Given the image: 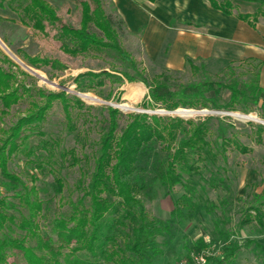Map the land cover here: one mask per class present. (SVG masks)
I'll list each match as a JSON object with an SVG mask.
<instances>
[{
    "label": "rangeland",
    "instance_id": "rangeland-1",
    "mask_svg": "<svg viewBox=\"0 0 264 264\" xmlns=\"http://www.w3.org/2000/svg\"><path fill=\"white\" fill-rule=\"evenodd\" d=\"M46 1L55 10L57 20L38 17L25 24L6 3L0 7V42L4 45L0 44V69L10 75L9 91L16 90L18 97L8 109L0 104V147L9 129L19 119L31 117L15 140L16 149L7 159L6 174L0 173V200L4 202L0 211L18 219L26 211L17 195L24 192L23 186L33 189L35 192L32 194L42 203L36 220L39 234L43 239L51 235L56 240L48 227L54 217L65 211L68 201L76 200L80 195L77 182L84 177V171L86 174L92 167V155L105 126L107 107L118 109L123 114L120 128L126 123V114L130 113L181 116L151 102L147 97L148 88L143 83L122 79L119 72L126 70L125 65L112 51L90 50L73 56L62 50L58 39L60 28L63 25L80 26L82 2L89 4L91 9L96 5L101 7L117 30L120 45L133 57L148 82L163 73L174 84L237 81L241 85L255 82L257 67L246 62L194 60L195 70L186 65L179 70L168 69L162 64V59L143 55L140 43L126 32L112 0ZM262 10L263 14L264 6ZM262 14L259 16L263 17ZM32 57L48 59L50 63L40 62L35 68L28 61ZM89 72L98 76L85 75ZM58 93H64L67 99L70 125L64 117L63 102L60 99L48 100L50 94ZM75 98L80 103H76ZM123 104L128 108H123ZM44 107L47 108L43 111ZM182 109L197 112L185 119L198 121L210 117L208 123L212 132L223 129L226 137L248 148V152L242 153L233 143L227 144L225 162L221 157L216 162L219 169L207 163L201 175L184 176L191 183L188 187L191 204L197 205L195 216L181 221L171 220L170 231L157 237L158 253L151 257L150 264H178L187 260L195 255L194 248L199 240L206 247L215 249L216 255H223L226 248H236L228 264H264V255L253 244L264 243V217L260 224L254 219L255 210H251V207H256L264 213V144L254 141L257 128L264 127V105L259 103L250 113ZM228 113L252 115L254 118L241 120ZM214 171L218 187L211 188L205 180ZM57 179L63 184L60 192ZM186 190L188 192V188L181 185L166 190L149 174L147 190L141 200L149 216L167 220L174 206L191 213L192 206L180 200ZM246 217L251 221L239 226ZM5 225L9 236L21 237L22 231L15 224L7 220ZM34 244L35 241L29 237L26 245ZM5 264L27 262L21 251L11 249L7 251Z\"/></svg>",
    "mask_w": 264,
    "mask_h": 264
},
{
    "label": "trees",
    "instance_id": "trees-1",
    "mask_svg": "<svg viewBox=\"0 0 264 264\" xmlns=\"http://www.w3.org/2000/svg\"><path fill=\"white\" fill-rule=\"evenodd\" d=\"M208 1L215 9L235 14L243 20L255 19L262 14L264 6V0H258L259 8L249 14L240 13L234 0ZM5 3L19 15L21 23L27 24L38 17L58 18L55 10L44 0H0V7ZM81 9L78 28L66 25L60 28L58 39L62 50L73 56L90 50L112 51L125 65L126 70L119 72L120 77L146 85L147 97L155 105L170 111L182 107L243 113H250L259 103L264 105V89L258 84L257 71L255 82L241 85L237 81L174 84L163 73L148 82L133 57L120 45L118 32L101 7L96 5L91 9L89 4L82 2ZM28 61L35 68L40 62L50 63L48 59L38 57L28 58ZM193 62L187 58L185 65L195 70ZM85 75L98 76L91 72ZM9 78L10 75L0 69V104L4 109H8L18 98L16 90L9 91ZM52 99L63 102L64 117L70 125L71 113L65 94H50L48 100ZM75 101L80 103L77 98ZM106 112L105 126L92 155V167L86 174L84 171V177L77 182L80 195L76 200L68 201L65 211L54 217L48 227L56 240L51 235H46L44 239L40 236L36 220L42 203L32 194L35 192L33 189L23 186L24 192L17 196H20L26 212L16 219L0 211V264H5L7 251L11 249L21 251L27 264H150L151 257L158 253L157 237L170 231L171 220L181 221L195 216L197 205L191 204L188 187L191 183L184 176L201 175L207 163L219 169L220 165L216 162L218 157L225 162L227 144L233 143L240 152H248V148L226 137L223 129L212 132L208 123L210 117L194 121L176 116L130 113L126 114V123L120 128L123 114L112 107H107ZM30 121L31 117L21 118L9 129L0 147L1 174L7 172V159L16 149L15 140L22 126ZM257 131L254 141L264 144V127H258ZM216 171L205 180L211 188L218 187L213 177L217 175ZM149 174L159 180L166 190L176 185L188 188L180 200L192 206L191 213L174 206L167 220L149 216L141 200L147 190ZM56 183L60 192L62 181L57 179ZM3 205L0 200V206ZM251 210H255L254 219L261 224L264 213L256 207H251ZM7 220L22 231L21 237L8 235ZM250 221L246 217L239 222V226ZM29 237L35 241L34 245H26ZM253 244L264 255V245ZM205 247L199 240L194 251L199 253ZM236 251L234 247L226 248L223 255L208 256L205 264H228Z\"/></svg>",
    "mask_w": 264,
    "mask_h": 264
},
{
    "label": "crops",
    "instance_id": "crops-1",
    "mask_svg": "<svg viewBox=\"0 0 264 264\" xmlns=\"http://www.w3.org/2000/svg\"><path fill=\"white\" fill-rule=\"evenodd\" d=\"M112 2L126 32L140 43L144 56L162 59L164 67L173 70L181 69L187 58L246 62L257 67V81L264 89V16L243 20L215 9L208 0ZM233 2L240 13L253 14L259 8L258 0Z\"/></svg>",
    "mask_w": 264,
    "mask_h": 264
},
{
    "label": "built area",
    "instance_id": "built-area-1",
    "mask_svg": "<svg viewBox=\"0 0 264 264\" xmlns=\"http://www.w3.org/2000/svg\"><path fill=\"white\" fill-rule=\"evenodd\" d=\"M215 249L205 247L199 253H196L187 260H182L178 264H205L208 256L216 255Z\"/></svg>",
    "mask_w": 264,
    "mask_h": 264
},
{
    "label": "bare ground",
    "instance_id": "bare-ground-1",
    "mask_svg": "<svg viewBox=\"0 0 264 264\" xmlns=\"http://www.w3.org/2000/svg\"><path fill=\"white\" fill-rule=\"evenodd\" d=\"M0 44L4 47V45L0 42ZM18 60V59H17ZM20 60H18V62H19ZM35 72V71H34ZM40 77L42 78V79H44L43 78V76H41L40 75ZM85 97V96H84ZM122 107L123 108H128V106L126 105V104H123L122 105ZM175 112L177 113H180L179 115H181L182 117H184V118H187L189 115H192V114H195V113H197L196 111H194V110H190V109H182V108H180V109H177V110H175ZM247 117H251V118H254L252 115H247Z\"/></svg>",
    "mask_w": 264,
    "mask_h": 264
},
{
    "label": "water",
    "instance_id": "water-1",
    "mask_svg": "<svg viewBox=\"0 0 264 264\" xmlns=\"http://www.w3.org/2000/svg\"><path fill=\"white\" fill-rule=\"evenodd\" d=\"M81 96V95H80ZM175 110H177V109H175ZM174 110V111H175ZM174 111H172V112H170V113H172V114H176ZM201 111H204V112H207V110L206 109H201ZM229 115H231V116H233V117H236V118H238V119H241V120H251L250 118H247V116H245V115H239V114H235V113H228ZM177 115V114H176ZM181 117V116H180ZM183 118V117H182ZM185 119V118H184Z\"/></svg>",
    "mask_w": 264,
    "mask_h": 264
}]
</instances>
